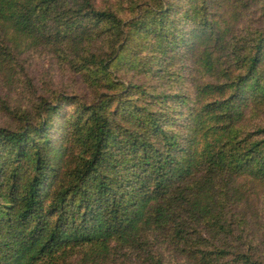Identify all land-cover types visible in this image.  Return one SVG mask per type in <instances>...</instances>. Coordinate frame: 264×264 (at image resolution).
<instances>
[{"label":"trees","instance_id":"1","mask_svg":"<svg viewBox=\"0 0 264 264\" xmlns=\"http://www.w3.org/2000/svg\"><path fill=\"white\" fill-rule=\"evenodd\" d=\"M33 47L90 93L0 94V264H264V0H0Z\"/></svg>","mask_w":264,"mask_h":264},{"label":"rangeland","instance_id":"2","mask_svg":"<svg viewBox=\"0 0 264 264\" xmlns=\"http://www.w3.org/2000/svg\"><path fill=\"white\" fill-rule=\"evenodd\" d=\"M126 3V1H124ZM261 13L260 9L257 10L256 15ZM253 15V14H249ZM183 62L178 60L174 63L172 69L166 74L168 77L170 88L182 87L186 89L192 86L198 79L208 78L202 71L196 72V77H190L185 75L186 67H183ZM18 64V70L15 71V77L12 81L7 82L0 73V94L5 95L8 92V96H14L12 102L20 100L21 103L26 106L32 99H37L39 95H45L48 92H57L60 89H65L68 92H78L85 97L90 93L88 82L84 80V77L78 73H74L68 64L60 63L59 57L50 53L47 50L41 48H31L27 53L20 57ZM152 73L146 75L149 80H152L154 75ZM145 74L142 72L140 78H143ZM137 78H139L137 76ZM165 78V77H164ZM163 77L160 78V83H164ZM28 79L35 84L30 85ZM166 85V84H165ZM29 94V95H27ZM8 97V98H9ZM24 102V103H23ZM17 103V102H16ZM14 115H11L2 105L0 100V124H12ZM61 127H57V134L61 135ZM62 136V135H61ZM258 207L252 208L258 217L254 226L257 228L260 226L264 229V193L258 198Z\"/></svg>","mask_w":264,"mask_h":264}]
</instances>
